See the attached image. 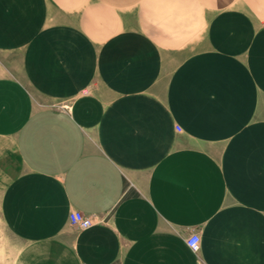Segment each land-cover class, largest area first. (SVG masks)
Listing matches in <instances>:
<instances>
[{"label":"crops","instance_id":"0c3cea01","mask_svg":"<svg viewBox=\"0 0 264 264\" xmlns=\"http://www.w3.org/2000/svg\"><path fill=\"white\" fill-rule=\"evenodd\" d=\"M0 217L12 264H264V0H0Z\"/></svg>","mask_w":264,"mask_h":264},{"label":"rangeland","instance_id":"374dc122","mask_svg":"<svg viewBox=\"0 0 264 264\" xmlns=\"http://www.w3.org/2000/svg\"><path fill=\"white\" fill-rule=\"evenodd\" d=\"M19 245V240L5 227L0 217V264H12Z\"/></svg>","mask_w":264,"mask_h":264},{"label":"built area","instance_id":"2783aa9c","mask_svg":"<svg viewBox=\"0 0 264 264\" xmlns=\"http://www.w3.org/2000/svg\"><path fill=\"white\" fill-rule=\"evenodd\" d=\"M68 220L71 224L76 225L80 228H87L92 225L93 220L88 215H83V213L79 210H71L68 213ZM199 234L191 233L185 238V243L189 249L192 251H196L199 246Z\"/></svg>","mask_w":264,"mask_h":264}]
</instances>
